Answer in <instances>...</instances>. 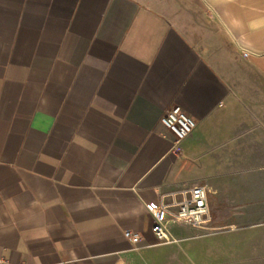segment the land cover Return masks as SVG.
I'll return each instance as SVG.
<instances>
[{
    "label": "crops",
    "instance_id": "0c3cea01",
    "mask_svg": "<svg viewBox=\"0 0 264 264\" xmlns=\"http://www.w3.org/2000/svg\"><path fill=\"white\" fill-rule=\"evenodd\" d=\"M174 105L196 120L179 151ZM194 185L210 222L159 244L150 208ZM151 248L149 264H264V0H0V257Z\"/></svg>",
    "mask_w": 264,
    "mask_h": 264
},
{
    "label": "built area",
    "instance_id": "2783aa9c",
    "mask_svg": "<svg viewBox=\"0 0 264 264\" xmlns=\"http://www.w3.org/2000/svg\"><path fill=\"white\" fill-rule=\"evenodd\" d=\"M161 123L174 135V151H179L181 142L189 137L196 127L194 117L179 105L168 109L162 116ZM150 212L153 216L152 231L159 244L173 243L177 239L172 233V224H187L203 229L210 222L208 190L204 185L191 186L174 194L170 202L163 197L159 206L150 208ZM124 237L134 246L141 240L139 233L130 230L124 232ZM0 264L10 263L0 257Z\"/></svg>",
    "mask_w": 264,
    "mask_h": 264
},
{
    "label": "rangeland",
    "instance_id": "374dc122",
    "mask_svg": "<svg viewBox=\"0 0 264 264\" xmlns=\"http://www.w3.org/2000/svg\"><path fill=\"white\" fill-rule=\"evenodd\" d=\"M164 255L165 251L160 250L158 248L141 249L134 254L133 258H131L130 261L125 262V264H140V262L149 264L148 262L151 258L161 257Z\"/></svg>",
    "mask_w": 264,
    "mask_h": 264
},
{
    "label": "bare ground",
    "instance_id": "6f19581e",
    "mask_svg": "<svg viewBox=\"0 0 264 264\" xmlns=\"http://www.w3.org/2000/svg\"><path fill=\"white\" fill-rule=\"evenodd\" d=\"M206 221H208V220H206ZM206 221H204V222H206Z\"/></svg>",
    "mask_w": 264,
    "mask_h": 264
}]
</instances>
